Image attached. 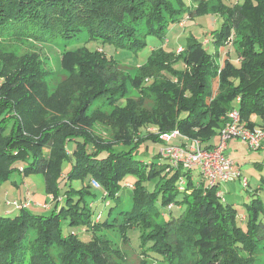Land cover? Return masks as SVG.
<instances>
[{
    "label": "trees",
    "instance_id": "trees-1",
    "mask_svg": "<svg viewBox=\"0 0 264 264\" xmlns=\"http://www.w3.org/2000/svg\"><path fill=\"white\" fill-rule=\"evenodd\" d=\"M205 1L0 0V185L14 171L23 176L41 173L50 201L57 203L59 183L65 184L63 205L48 216L31 213L29 198V207L14 216L0 215V264H110L112 244L102 229H115L125 242L129 231L137 230L140 254L158 256L165 264H261L257 255L264 238H260L264 201L256 194L264 193V178L255 197L243 204L245 214H240L216 196L218 184L211 186L202 177L204 185L193 183L197 168L143 160L148 142L164 148L167 144L159 135L175 130L198 140L204 149L214 147L212 141L237 97L240 122L252 130L264 129V0H242L232 6L217 0L214 11L206 9ZM205 14L222 20L214 31L215 51L203 52L191 39L179 53L152 50L147 63L138 68L143 73L139 81L103 54L102 66L92 64L88 71L72 66L50 91L48 72L36 54L19 56L4 47L29 40L70 42L85 34L87 43H115L137 51L145 48V36L162 40L170 24ZM231 31L235 37L230 45L239 62L234 66L225 59L218 71L214 58L228 45ZM179 60L184 68L175 70L172 65ZM163 72L174 74L175 81L163 77ZM147 80L150 84L145 85ZM131 90L139 94L137 100ZM147 97L156 100L155 108L145 107ZM102 98L114 106L110 115L90 107ZM252 116L262 125L252 122ZM93 121L112 128L107 139L94 133ZM148 126L156 127L157 133L141 136L140 130ZM261 147L262 142L257 150ZM160 156L158 152L151 159ZM64 161L69 168L62 176ZM181 176L185 186L178 191ZM75 181L83 185L76 189ZM248 185L247 180V186H241ZM126 191L131 192L129 209L115 212ZM97 202L108 207L101 222H95L102 217L94 206ZM171 205L179 207L178 214L169 211L167 218L162 217ZM62 221L70 229L90 232L91 240L83 242L71 230L65 235ZM29 230L35 233L33 242L27 240ZM187 256L192 260L186 261Z\"/></svg>",
    "mask_w": 264,
    "mask_h": 264
},
{
    "label": "rangeland",
    "instance_id": "rangeland-1",
    "mask_svg": "<svg viewBox=\"0 0 264 264\" xmlns=\"http://www.w3.org/2000/svg\"><path fill=\"white\" fill-rule=\"evenodd\" d=\"M185 2L188 4L189 0H185ZM222 2L223 5L225 2L226 5L232 6L234 4H241L242 0H222ZM219 3L220 2L217 0H206L204 2V6L208 11H214L215 7ZM173 6H175V3H173ZM220 7L223 6L221 5ZM221 22L222 20L219 16L211 14L193 16L189 19L183 18L181 21L168 26L165 37L162 40L154 35L145 36V48L138 49L137 51L129 49L128 47H122L121 45H117L115 43H102L101 41L87 43V35L85 34L79 35L70 42H67L66 40H56L53 43L42 44L29 40L26 43H5L4 47L10 52H16L19 56L23 54H36L41 62V67L46 70V72H48V76L46 77L45 81L48 84L49 90L55 91L57 86L65 80L68 70H70L72 66H76L84 71H88L92 64L100 67L103 64V54L107 58H112L117 63H119V70L125 75L134 79V81L143 79V73L138 68L147 63L148 56L152 53V50L158 49L160 47L168 53H179L183 48L186 47L188 39H191L200 44V48L203 52L212 54L215 51L213 45L214 31H217L220 28ZM140 25L143 26V23ZM232 37H235V33L233 31H231L230 38L227 41L228 45L219 48V57L217 59L214 58V61L216 64H218V71L222 69L225 59H229L231 64L234 66L238 65L239 57L234 52V42H232ZM172 67L175 70H180L184 68V65L182 64V61L179 60L178 62L173 63ZM188 70L190 71L191 68L188 67ZM162 76L170 81H175L174 74L163 72ZM146 83L144 84H150L148 80ZM211 84L212 92L215 93L217 89V81L214 79L211 81ZM131 86V84H128L129 90ZM130 96L133 97L134 100H137L139 94L131 90ZM119 103H122V101ZM143 104H145L146 108L152 109L155 108L156 100H154L152 97H147L145 98V103ZM90 107L94 111L98 110L108 115L113 113L114 108V106L110 105L104 98L94 101ZM232 107L237 111L239 110V104H237L235 100L232 103ZM251 121L256 125H262L261 119L257 116H252ZM92 126L91 128L94 133H97L103 139H107L108 137L107 130H112L110 126L106 127L102 123L99 124L98 122L94 121L92 122ZM255 129L260 128L257 126ZM220 132L221 129L218 131V135H216L212 141V143L215 144L214 147L220 143ZM147 133H157L156 127L148 126L140 130L141 136ZM136 139L137 138L134 140ZM174 142L177 143L178 141ZM147 145V155L143 157L144 161L151 160L157 165L168 163V161L161 156L153 160L151 159L153 154H156L160 152L161 149H163L161 144H153L148 142ZM225 154L229 158H232L233 161L238 165V170L240 169L242 174L247 178L249 185L247 188H243L238 181L234 183H223L219 185L218 189L216 190V196L220 199V201L234 205L238 210V213L245 214V208L243 204L248 203L253 197H255L256 188L260 183V179L264 178V140L262 141V147L259 150H250L247 144L240 138L232 137L226 142ZM68 168L69 163L64 161L62 163V176L66 174ZM192 175V181L194 184H202V178L199 175L198 170H193ZM179 180L181 181V184L177 188H180L178 191H181L182 187L185 186V179L181 176ZM83 182L87 183V180ZM82 185L83 183L80 181H75L72 183V186L76 189L80 188ZM90 185L93 189L97 188L94 181H91ZM202 185H204V183ZM59 186V201L54 203L50 201V195H48L45 190V180L41 173H30L27 176H23L21 173L14 171L10 175L9 181L3 182L0 185V215L3 216L4 213H10V217L14 216L16 213H18L17 211H19V209H17L16 206L11 203L29 198L32 202L30 207L28 206L31 213L38 216H48L54 212V210L58 211V209L63 205L62 197L65 190L64 182L60 181ZM95 192L99 191L95 190ZM130 194V191L122 193L121 196L123 198V203L119 206V209L118 207L116 208L115 212L122 213L129 209L128 205L130 203ZM256 196H259L262 201H264V193L258 192ZM179 199L180 194L177 196V200ZM6 203H10V205L7 206ZM94 206L97 211L102 212V217H97L95 222H101L103 220V216H105L107 213L108 207H104V204L99 202L95 203ZM168 207L170 209L167 208V210L162 211V217L167 218L166 214L169 211L171 214H178V206L171 205ZM241 219L244 220L243 218ZM62 228L65 235L71 230L72 233L76 234L81 241L88 242L91 240L90 232H87L85 229H70L67 227L65 221H62ZM129 232L130 238H128L127 242H125L120 237L119 233L115 231V229L101 230L100 233L104 235L112 244V251L108 253L110 264H165L161 262V258L158 256H142L140 254L141 248L139 247L138 231L131 230ZM261 237H264V234H261L260 238ZM34 238L35 233L29 230L27 232V240L33 242ZM22 252H24V250H22ZM257 257L259 261H261V264H264V238L259 246ZM190 260L192 259L187 256L186 261Z\"/></svg>",
    "mask_w": 264,
    "mask_h": 264
},
{
    "label": "built area",
    "instance_id": "built-area-1",
    "mask_svg": "<svg viewBox=\"0 0 264 264\" xmlns=\"http://www.w3.org/2000/svg\"><path fill=\"white\" fill-rule=\"evenodd\" d=\"M239 101L240 99L237 97L235 102L239 104ZM226 119V124L220 132V143L211 149L202 148L198 140L182 137L177 130L159 135L160 141L167 144L160 151L161 157L167 160L171 167L181 166L187 170L197 168L201 177L211 186L240 180L241 185L246 187V178L242 177L240 171L235 169L234 161L225 155L226 142L232 137L240 138L249 149L257 150L264 140V131L247 128L240 122L239 112L236 109H231L227 113ZM178 137L184 139L186 142L184 146L168 145L170 141ZM95 185L98 186L96 183ZM13 205L17 209H22L28 207L30 201L25 198L14 202Z\"/></svg>",
    "mask_w": 264,
    "mask_h": 264
},
{
    "label": "crops",
    "instance_id": "crops-1",
    "mask_svg": "<svg viewBox=\"0 0 264 264\" xmlns=\"http://www.w3.org/2000/svg\"><path fill=\"white\" fill-rule=\"evenodd\" d=\"M174 141H178V142L176 143V142H174ZM174 141H173L174 144L183 145V146L185 145V142H184V140H182V139H178V140L175 139ZM213 144H214V143H213ZM214 145H215V144H214ZM231 159H232V158H231ZM236 165H237V164H236ZM236 167L238 168V165H237ZM192 177H193V175H192Z\"/></svg>",
    "mask_w": 264,
    "mask_h": 264
}]
</instances>
